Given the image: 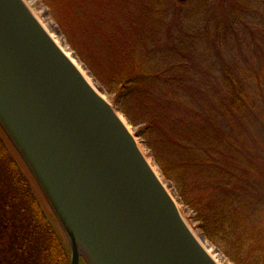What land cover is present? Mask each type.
I'll return each mask as SVG.
<instances>
[{
    "label": "water",
    "instance_id": "1",
    "mask_svg": "<svg viewBox=\"0 0 264 264\" xmlns=\"http://www.w3.org/2000/svg\"><path fill=\"white\" fill-rule=\"evenodd\" d=\"M68 54L26 0H0V131L70 264H220L139 136Z\"/></svg>",
    "mask_w": 264,
    "mask_h": 264
},
{
    "label": "trees",
    "instance_id": "2",
    "mask_svg": "<svg viewBox=\"0 0 264 264\" xmlns=\"http://www.w3.org/2000/svg\"><path fill=\"white\" fill-rule=\"evenodd\" d=\"M43 1L52 10V16L67 44L102 85L115 107L136 128L135 132L154 156L162 175L172 182L183 202L192 210V218L196 221L193 228L198 227L234 264H264V192L259 189L255 179L264 178V171H259L256 167L260 160H256L253 166L251 154L248 155L239 146L221 143L216 133L210 131L212 123L217 121L214 117L218 113L227 111L236 116L238 114L240 118H247L245 114L255 108L252 104L255 100L245 90L244 78L240 76V79L234 68L228 65L220 71V79L215 84L209 82L206 74L211 73V70L203 72V78L199 76L198 82L188 83L199 70L194 67L192 60L185 59L181 53L182 42L185 44L187 41H182L180 36L177 39H181L179 45L165 47L158 43L159 38L157 44L150 42L141 60L129 54L122 60L123 65L118 59L112 62L109 55H114V52L107 48V44L120 43L121 41H116L119 29L132 25L123 22L121 18L120 22L117 20L108 25L100 21L109 31V36L105 37L98 30L88 29L87 13L81 10L85 5L84 0H62L61 7L64 5L66 10L63 13L54 0ZM104 1L106 6L116 5L112 4L113 0ZM134 2L137 7H145L147 14H151L154 17L152 19L156 20L167 5V0ZM194 2L198 9L199 1ZM208 2L206 0V4ZM116 6L123 12L127 10L124 14L129 17L124 18H133V0H118ZM195 11L194 8L191 9L192 13ZM186 15L191 16L188 12ZM67 22L72 23L73 27L66 28ZM182 31L185 33L184 23ZM131 49L130 47L129 50ZM186 88L191 97L199 100L198 105L205 107V112H211V102L217 101L219 105L217 110L204 118L202 124L201 121H196L199 113L195 114V121L192 122L180 117L183 121L180 129L179 123H173L177 116L169 107L179 106ZM0 142L18 174L24 176L19 159L3 134L0 135ZM257 158L261 159L258 154ZM23 181L25 190L33 192L24 177ZM7 200L5 198L2 201V215L7 214ZM46 208L48 214L37 203L39 216L36 221L40 228L55 236L59 251L54 257H49L44 245L40 243L43 238L38 237L32 246L27 244L26 236L13 233L11 243L7 245V253H18L13 248L19 245L16 237H20L26 243L25 250L27 245V251L34 253L32 260L29 256L20 260L11 259L12 261L5 258L0 259V264L3 261L5 264H70V252L62 230L50 208ZM82 264L85 263L82 261Z\"/></svg>",
    "mask_w": 264,
    "mask_h": 264
},
{
    "label": "rangeland",
    "instance_id": "3",
    "mask_svg": "<svg viewBox=\"0 0 264 264\" xmlns=\"http://www.w3.org/2000/svg\"><path fill=\"white\" fill-rule=\"evenodd\" d=\"M26 1L62 47L78 60L93 78L94 76L89 69L67 44L61 29L52 16L50 7L43 0ZM54 1L61 13L66 11L64 5L61 7L62 0ZM84 1L85 5L81 10L87 13L89 30H98L103 36L108 37L109 31L103 27L104 24H101L100 21L108 25V23L112 24L117 20L120 22L121 18L123 22L132 25L126 29H119L116 41H121L120 43L107 44V48L114 52V55H109L112 62L118 59V62L123 65L122 60L126 59L129 54H133V57L136 56L141 60L144 58L146 48L150 46V42L151 44H157V38H159L158 43L165 47L179 45L181 39H177L180 36L182 41H187L185 44L182 42L181 53L185 56V59L192 60L194 67L196 66L199 70V73L193 74L188 83L198 82L200 77L203 78V72L211 70V73L206 74L210 80L209 82L215 84L214 82L220 79V71L223 67L232 66L235 73L239 75L238 77L244 78L245 90L248 91L250 98L255 100V103H252L255 108L245 114L247 118H240L238 114L236 116L227 111L218 113L217 117H214L217 121L212 123L210 131L216 133L221 143L239 146L245 153L251 154L252 165L256 160H258L257 162L260 160V164L256 167L259 171H264V0H209L207 4L206 0H198L200 6L198 9H196L197 3L194 0H167L165 3L167 5L158 14L160 16L156 17L157 20L152 19L154 17L151 14L148 15L146 8L142 5L137 7L134 0L133 18H124L129 16L124 14L127 10L123 12L117 9L118 0H113L112 4H116L115 6H106L104 0ZM206 5L208 6L206 7ZM192 8L196 10L193 13L191 12ZM186 12L191 16H187ZM181 19H183V22H181ZM183 23L185 33L182 31ZM72 27V23H66V28L70 29ZM106 43L108 42L106 41ZM130 47L131 50H129ZM126 52L127 54H125ZM214 70H216L215 73H213ZM95 82L110 99V96L97 79ZM186 83L187 81H185ZM183 96V100L181 103L179 101L178 107L174 105L169 107L175 111L177 117H174L176 120L173 123H179L180 129L183 127V121L180 117L192 122L195 121V114L199 113L196 121H201L202 124L204 118L217 110L219 105L217 101L211 102V112H205V107L198 105L199 100L196 101L195 97L190 96L189 89L186 88L183 91ZM125 119L127 118L125 117ZM129 125L133 130L136 129L130 123ZM143 147L155 168L161 173L154 156L149 153L144 144ZM257 154L261 159L257 158ZM11 160L6 155L3 144L0 142V207L5 198L8 199L6 203L9 202L8 208L3 206L5 210H8L7 214H0V220L3 222L0 223L2 224L0 225V242L2 243L0 245V259L20 260L29 256V259L32 260L34 253L27 251V245L25 250L26 243H23L20 237H16L19 245L17 244L13 248V250L16 248L19 254L16 252L7 253V245L11 243V234L13 233H16L17 236H26L27 244L32 246L34 242H37L38 237L43 238L40 242L41 245H44V250L49 257H54L59 251L55 236L42 229V227H37L36 218L39 214L38 209H36V200L33 201L34 198L25 190L23 176L20 173L18 174ZM24 174L27 175L25 171ZM162 177L167 184L171 185L187 220L192 226H195L196 221L192 218L193 212L190 207L183 202L172 182L163 175ZM255 179L259 189L264 192V178L260 180L255 177ZM42 206L47 211L44 203ZM194 229L220 254L219 258L223 264H234L202 234L198 227ZM12 243L16 244L14 241ZM21 244H23V249L20 248ZM33 251L35 250L33 249ZM2 264H5V262L3 261Z\"/></svg>",
    "mask_w": 264,
    "mask_h": 264
},
{
    "label": "bare ground",
    "instance_id": "4",
    "mask_svg": "<svg viewBox=\"0 0 264 264\" xmlns=\"http://www.w3.org/2000/svg\"><path fill=\"white\" fill-rule=\"evenodd\" d=\"M46 26V25H45ZM46 28L49 30V28L46 26ZM50 33L53 35V33L50 31ZM54 36V35H53ZM54 38L56 39V37L54 36ZM57 40V39H56ZM58 41V40H57ZM68 54V52H67ZM74 62L77 63V65H79V67H81L84 71V74L88 77L89 81H91V83H93L97 88H98V84L94 81V79L88 74V72L84 69V67L82 66V64L76 60L74 57H72V55H70V53L68 54ZM202 243L205 246V248L207 249V251L220 263L223 264L222 260L219 258L220 254L217 253L214 248L212 247V245L206 240L202 238Z\"/></svg>",
    "mask_w": 264,
    "mask_h": 264
},
{
    "label": "flooded vegetation",
    "instance_id": "5",
    "mask_svg": "<svg viewBox=\"0 0 264 264\" xmlns=\"http://www.w3.org/2000/svg\"><path fill=\"white\" fill-rule=\"evenodd\" d=\"M23 177H24V179L27 180V182L29 183V185L33 189V192H29L30 195L32 196V198H34L33 201L36 200V203H39L40 205H42L41 193L38 190V188H37L36 184L34 183L33 179L29 175H24ZM37 227H39L38 224H37Z\"/></svg>",
    "mask_w": 264,
    "mask_h": 264
}]
</instances>
